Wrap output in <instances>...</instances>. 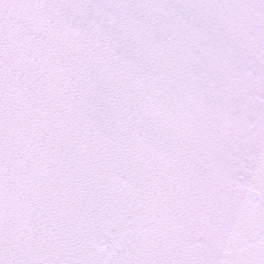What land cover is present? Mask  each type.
Masks as SVG:
<instances>
[{"label": "snow or ice", "instance_id": "6c2138e0", "mask_svg": "<svg viewBox=\"0 0 264 264\" xmlns=\"http://www.w3.org/2000/svg\"><path fill=\"white\" fill-rule=\"evenodd\" d=\"M0 264H264V0H0Z\"/></svg>", "mask_w": 264, "mask_h": 264}]
</instances>
